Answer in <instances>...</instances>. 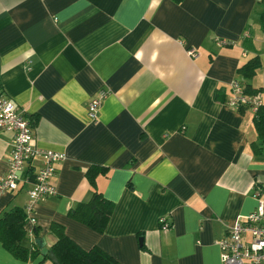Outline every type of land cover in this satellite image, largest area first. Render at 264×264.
<instances>
[{
    "label": "crops",
    "instance_id": "0c3cea01",
    "mask_svg": "<svg viewBox=\"0 0 264 264\" xmlns=\"http://www.w3.org/2000/svg\"><path fill=\"white\" fill-rule=\"evenodd\" d=\"M263 9L264 0H0V93L26 111L35 145L66 154L29 235L38 226L51 248L56 221L121 264H223L218 240L256 209L264 185L255 112L226 103L254 57L245 83L264 92ZM13 140L0 131V178ZM92 165L109 168L96 188L115 203L103 233L69 214L96 189ZM30 186L0 192V214L27 209ZM0 264L55 263L18 259L0 241Z\"/></svg>",
    "mask_w": 264,
    "mask_h": 264
},
{
    "label": "built area",
    "instance_id": "2783aa9c",
    "mask_svg": "<svg viewBox=\"0 0 264 264\" xmlns=\"http://www.w3.org/2000/svg\"><path fill=\"white\" fill-rule=\"evenodd\" d=\"M226 42V41H221ZM194 54L193 51H191ZM106 96L101 91L88 103V115L97 121L102 101ZM227 105L235 110L246 107L254 112L264 107V92L247 91L238 80L230 84V95ZM14 132L12 155L7 173L0 178V192L20 190L25 183L28 189L29 204L27 205L31 222L37 220L33 212L35 204L49 195L57 193L52 182L58 170V164L66 158V154L50 148H42L33 143L34 135L30 119L25 110H19L15 103L0 93V131ZM39 160V166L35 161ZM255 196L258 200L254 211L237 217L230 225L225 237L218 240L223 264H264V185ZM161 228L168 230L172 223L164 216L160 219Z\"/></svg>",
    "mask_w": 264,
    "mask_h": 264
},
{
    "label": "trees",
    "instance_id": "16d2710c",
    "mask_svg": "<svg viewBox=\"0 0 264 264\" xmlns=\"http://www.w3.org/2000/svg\"><path fill=\"white\" fill-rule=\"evenodd\" d=\"M175 1L179 3L184 0ZM261 16L264 25V9ZM259 66V59L254 57L238 69L243 79L237 78V80L245 86L247 91H259V89L252 88L250 83H245L246 79H251L254 76ZM245 109L249 108L239 107L237 111ZM254 119L259 141H254L252 148L256 149L257 152H262L264 150V107L255 112ZM108 171L109 168L106 166L92 165L87 169L86 176L91 185L96 188L97 177L101 174H107ZM114 209L115 203L108 199L102 190L96 188L88 200L77 203L69 214L90 228L103 233ZM28 219V211L23 208L7 209L0 214V241L9 252L21 260H33L41 254V249L36 243V239L40 237V228L36 226L35 237L33 238L25 227ZM50 231L56 237L51 249L61 264H121L119 260L98 245L90 249L80 246L69 237L65 226L59 222L54 221L51 224ZM28 240L31 241L30 244ZM43 257L44 259L49 258L48 256Z\"/></svg>",
    "mask_w": 264,
    "mask_h": 264
},
{
    "label": "water",
    "instance_id": "95a60500",
    "mask_svg": "<svg viewBox=\"0 0 264 264\" xmlns=\"http://www.w3.org/2000/svg\"><path fill=\"white\" fill-rule=\"evenodd\" d=\"M36 243L41 249V253L43 256H48L55 264H61L54 251L46 245V240L44 238H37Z\"/></svg>",
    "mask_w": 264,
    "mask_h": 264
}]
</instances>
